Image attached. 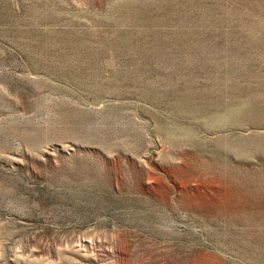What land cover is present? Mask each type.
Listing matches in <instances>:
<instances>
[{"label": "rangeland", "instance_id": "rangeland-1", "mask_svg": "<svg viewBox=\"0 0 264 264\" xmlns=\"http://www.w3.org/2000/svg\"><path fill=\"white\" fill-rule=\"evenodd\" d=\"M0 264H264V0H0Z\"/></svg>", "mask_w": 264, "mask_h": 264}]
</instances>
